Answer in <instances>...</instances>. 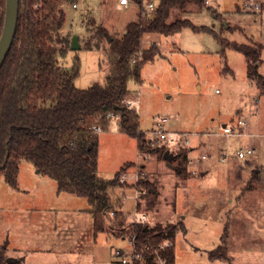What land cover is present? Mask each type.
<instances>
[{
	"label": "rangeland",
	"instance_id": "1",
	"mask_svg": "<svg viewBox=\"0 0 264 264\" xmlns=\"http://www.w3.org/2000/svg\"><path fill=\"white\" fill-rule=\"evenodd\" d=\"M257 1L259 10L245 6L246 0L189 3L184 12L172 10L167 21L187 18L209 30L186 26L169 35L146 33L141 41V48L156 44L160 54L143 65L140 83L129 81L127 97L137 101L139 127L153 146H166L157 145V130L162 128L177 134L176 144L167 146L170 152L189 148L187 177L177 176L163 158L139 152L136 140L119 131L114 118L98 133L97 175L110 178L122 166L137 169L155 188L154 196L149 195L152 204L144 195L136 204L147 223L183 221L185 231L174 239V264H264V48L258 64L261 84L247 77L244 55L222 43L264 45V0ZM73 2L62 5L61 32L78 37L81 68L75 85L83 89L103 83L108 73L102 49H85L90 35L102 25L110 35L120 36L126 23L136 20L140 4ZM73 54L60 62L70 64ZM238 116L247 119L252 134L220 133L222 122ZM250 146L251 154L236 156L239 148ZM17 180L19 188L14 189L0 174V247L6 248L7 257L22 258L25 264H123L113 251L128 250L126 240L109 238L101 255H90L94 243L86 198L57 192L55 180L38 174L26 160L19 164ZM134 187L126 180L115 189L125 225L130 223L128 213L136 210ZM226 221L228 260L209 259L207 252L219 243ZM98 234L105 238L104 232Z\"/></svg>",
	"mask_w": 264,
	"mask_h": 264
},
{
	"label": "trees",
	"instance_id": "2",
	"mask_svg": "<svg viewBox=\"0 0 264 264\" xmlns=\"http://www.w3.org/2000/svg\"><path fill=\"white\" fill-rule=\"evenodd\" d=\"M68 1L74 0H19L15 34L0 67V174L17 189L20 162H31L38 174L55 180L57 192L87 199L94 235L104 232L122 240L132 238L135 250L142 255V260L134 264H158V257L174 264V239L177 232L185 231L183 221L125 225L122 202L115 192L124 185L119 180L123 166L110 178L97 175L99 132L95 127L106 130L111 119L107 114L113 112L119 116L118 130L136 140L139 152L163 158L167 146H153L139 127L136 109L122 106L119 101L130 93L129 81L140 83L143 65L160 54L154 43L141 48L143 36L169 35L186 26L209 30L187 18L167 21L172 10L181 13L189 3L202 6L205 0H159L153 17L142 16L140 7L136 20L128 22L120 36L110 35L108 29L98 25L84 46L102 49L101 62L108 66V73L103 83L83 89L75 85L81 68L78 50L70 48V35L61 32L65 21L62 5ZM135 1L141 6L142 0ZM4 7L5 0H0V33ZM222 43L241 52L246 59L247 77L263 84L258 64L264 45L227 40ZM70 51L74 52L70 64L61 63ZM188 153L185 147L174 153L171 163L177 176L190 174ZM135 186L146 189L144 196L152 204L149 195L154 196V185L142 177ZM228 227L226 221L219 243L207 252L209 259L228 260ZM6 257V248L0 247V264H25L22 258L6 262Z\"/></svg>",
	"mask_w": 264,
	"mask_h": 264
},
{
	"label": "built area",
	"instance_id": "3",
	"mask_svg": "<svg viewBox=\"0 0 264 264\" xmlns=\"http://www.w3.org/2000/svg\"><path fill=\"white\" fill-rule=\"evenodd\" d=\"M129 2H130V0H119V4H122V5H128ZM205 3H209V0H205ZM158 4H159V0H142L141 6H140L141 7V15L145 16V17H153L156 14ZM72 5L75 6V3H73ZM245 6H247L251 10H259L260 9V3L257 0H246ZM136 102H137L136 100L129 98V97H125L119 101V103L122 106H126L129 109L135 108ZM107 115L110 116V118H114L116 120V123L118 124L119 116L115 115L113 112H108ZM161 121L165 122L166 119L163 118ZM247 124H248V122H247V119L245 117L238 116L234 120H230V121L222 123L220 133L227 135V136L235 135L237 137L248 135L249 133L246 131ZM95 130L97 132H101V128L99 126H96ZM157 134H158L157 140L160 141V143L157 145L163 144V145L170 147L171 145H174L177 142V139H176L177 134L175 132H169V131H166L162 128H159L157 130ZM152 144H154V143L152 142ZM253 149H254V147H252V146L246 147L245 149L239 148L236 151V156L238 158H243L246 155L251 154L253 152ZM147 156H148V154L146 155V157ZM207 156L208 155H206V154L202 155L203 158H205ZM225 156H227V153L226 152L222 153V157H223L222 159H224ZM140 178H142V177H141V174L138 172L137 169H134L133 171L123 169L119 175V180L124 185H125L126 180H130L131 182H133V185L135 186V183ZM133 190L134 191H133L132 196L135 199V202H136L135 206H136L137 200H139L140 197L146 193V189L144 187L139 188V187L135 186ZM112 214H113V212H111V215ZM128 217L130 219V223L131 222H147V219H148L146 213L138 212L137 206H136V210L128 213ZM125 240L128 243L129 249L127 250V249H123V248H115L113 251V254L115 255V257L123 264H134L136 261H141L142 255L140 252H137L135 250L132 238H127ZM166 244H169V242H167ZM157 260H158V264H167V261L164 258L158 257Z\"/></svg>",
	"mask_w": 264,
	"mask_h": 264
},
{
	"label": "water",
	"instance_id": "4",
	"mask_svg": "<svg viewBox=\"0 0 264 264\" xmlns=\"http://www.w3.org/2000/svg\"><path fill=\"white\" fill-rule=\"evenodd\" d=\"M18 7L19 0H5L4 7V19L3 26L0 33V67L4 62V59L10 49L12 40L16 30L17 17H18ZM80 47L77 36H72L70 40V48L76 50ZM174 154L168 149L165 150L163 154V159L166 161V164L170 167H173L171 160L173 159ZM18 258L15 257H6V262L17 261Z\"/></svg>",
	"mask_w": 264,
	"mask_h": 264
},
{
	"label": "crops",
	"instance_id": "5",
	"mask_svg": "<svg viewBox=\"0 0 264 264\" xmlns=\"http://www.w3.org/2000/svg\"><path fill=\"white\" fill-rule=\"evenodd\" d=\"M122 5V4H120ZM126 6V5H123ZM127 24V23H126ZM125 28V27H124ZM77 41H78V37H77ZM79 43V42H78ZM224 123V122H222ZM117 129H118V124H117ZM247 131V129H246ZM248 132V131H247ZM249 134H252V130H250L248 132ZM248 134V135H249ZM253 147V146H252ZM19 188V187H18ZM15 189V188H14ZM6 202V201H5ZM89 208V207H88ZM88 208H86V210L88 211ZM92 218V215L90 216ZM92 230H93V226H92ZM99 234L94 235V232L92 233V237H93V243H94V248H93V252H90V255L93 256L94 252L100 253V255L102 254V249L105 247V245H107L106 243L108 242L109 238H112L111 236H109L108 234L105 233V238H101L98 236ZM114 238V237H113ZM118 239V238H117ZM110 247H112V245H110ZM19 258V257H16ZM91 258V257H90ZM72 264V263H70ZM83 264H86V262H83Z\"/></svg>",
	"mask_w": 264,
	"mask_h": 264
}]
</instances>
